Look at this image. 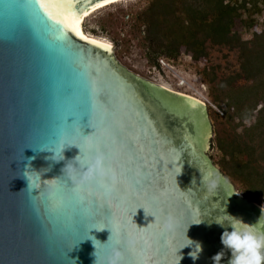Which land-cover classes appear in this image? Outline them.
<instances>
[{
	"label": "water",
	"instance_id": "95a60500",
	"mask_svg": "<svg viewBox=\"0 0 264 264\" xmlns=\"http://www.w3.org/2000/svg\"><path fill=\"white\" fill-rule=\"evenodd\" d=\"M102 3L56 5L69 24L81 17L77 35L40 0H0V264H94L96 251L105 260L113 247L123 264H214L222 250L228 264L224 227L239 219L264 232V208L208 156L204 102L132 72L112 43L87 38L82 17ZM78 146L101 148L117 182L74 191L63 169ZM195 242L203 251L194 261Z\"/></svg>",
	"mask_w": 264,
	"mask_h": 264
},
{
	"label": "trees",
	"instance_id": "16d2710c",
	"mask_svg": "<svg viewBox=\"0 0 264 264\" xmlns=\"http://www.w3.org/2000/svg\"><path fill=\"white\" fill-rule=\"evenodd\" d=\"M262 11L264 0H150L138 20L153 50L189 54L201 66L214 100L227 106L226 118L234 110L243 132L215 134L216 163L245 194L264 197V26L258 29L252 17ZM250 28L253 35L243 39ZM211 45L237 50L234 74L219 76L218 65L210 62Z\"/></svg>",
	"mask_w": 264,
	"mask_h": 264
},
{
	"label": "rangeland",
	"instance_id": "374dc122",
	"mask_svg": "<svg viewBox=\"0 0 264 264\" xmlns=\"http://www.w3.org/2000/svg\"><path fill=\"white\" fill-rule=\"evenodd\" d=\"M149 1L150 0H119L105 5L85 18L83 29L90 36L112 43V48L119 62L132 72L145 79L163 85L167 89L197 96V93L191 88L179 86L177 84V78L169 71L159 67L154 68L160 57L167 58L172 61V64H174L180 75H183L190 84L199 89L200 92L206 95V97L217 106V108L210 105L207 106L212 132L210 147L207 149V154L212 159L213 163L220 169L219 165L216 163L219 159L220 152L214 142L215 134L218 131L225 133L228 137L233 136L236 131L242 134L243 127L238 126L241 121L237 115L232 114V111H234L233 109L229 110L231 111L230 118H226L227 106L225 104L220 105L214 100L210 84L203 76L200 68L201 66L194 63L189 54L181 52L176 56H170L165 53H157L150 47L149 40L146 38L145 24L138 20L139 15L146 9ZM252 17L256 18L258 29H262L264 26V11L258 14L255 13ZM252 35L253 30L250 28L243 32L242 38L248 39L251 38ZM237 54V50L234 49L230 50L226 47L212 45L209 47L210 62L218 65L219 76L227 77L238 70ZM251 121L252 120L247 119L243 122L248 125ZM229 181L233 184L237 194L242 195L247 200L264 208L263 196L245 194L238 189L237 184L230 179Z\"/></svg>",
	"mask_w": 264,
	"mask_h": 264
},
{
	"label": "clouds",
	"instance_id": "9594fccd",
	"mask_svg": "<svg viewBox=\"0 0 264 264\" xmlns=\"http://www.w3.org/2000/svg\"><path fill=\"white\" fill-rule=\"evenodd\" d=\"M92 134L87 135L86 137H90ZM64 148L65 145L62 143L59 147L54 149V160L61 161L65 159L63 155ZM79 149L80 154L76 156L74 160L68 161L67 166L63 169L65 177L71 180L74 191L79 192L80 190L93 184H99L101 187L108 188L110 185H113L117 182L118 175L115 169L112 168L108 155L101 148L90 146L87 151L82 150L80 147ZM30 185L31 184L29 183L28 187ZM34 188L36 187H33L32 190ZM39 195H43V192L41 191ZM220 225L224 227L223 224ZM168 227H171V225H168ZM92 228L97 230L104 229L98 228L96 226H93ZM224 228L225 230L221 234L220 242L223 245V248L230 251L231 253L228 264H264V232L257 231L252 224L244 223L239 219H233L229 223V227ZM229 228L231 230H228ZM112 236L113 234L111 230V236L109 237L107 243L104 244H108L109 241L112 240ZM87 239H92L95 248L97 249L96 242L100 243V241L96 240L95 237L89 236V234ZM189 240L192 243L187 246H192L194 242L191 239ZM119 243L120 240L117 237L115 244L119 245ZM202 251L203 248L201 244L195 242L194 250L190 252L189 255L195 261L199 258V254ZM94 255L96 257L94 264H123V254L118 247H113L111 255H109L105 260H100L98 258L97 251L94 253ZM223 258L224 250L211 257L212 261H214V264H220V261Z\"/></svg>",
	"mask_w": 264,
	"mask_h": 264
},
{
	"label": "snow or ice",
	"instance_id": "6c2138e0",
	"mask_svg": "<svg viewBox=\"0 0 264 264\" xmlns=\"http://www.w3.org/2000/svg\"><path fill=\"white\" fill-rule=\"evenodd\" d=\"M105 2H111V0H105ZM64 3H71V0H40V7L44 8L46 12L53 18L57 19L59 23L64 24V26L72 33H75L77 35H80L77 25L81 22V17L75 14H72L71 19L72 23L69 24L64 18L63 15L60 14L57 9V4H64ZM99 7V5H97ZM84 15H87V13H84ZM82 39L85 37L81 36ZM95 43V42H93ZM108 50H110L109 46H104Z\"/></svg>",
	"mask_w": 264,
	"mask_h": 264
},
{
	"label": "built area",
	"instance_id": "2783aa9c",
	"mask_svg": "<svg viewBox=\"0 0 264 264\" xmlns=\"http://www.w3.org/2000/svg\"><path fill=\"white\" fill-rule=\"evenodd\" d=\"M162 68L163 70H167L170 73H172L176 78H177V84L181 87H188L189 89L191 88L193 91H195L197 93L198 98L204 102L207 106L210 105L212 107L217 108L216 105H214V103H212L207 97L206 95H204L202 92L199 91V89H197L196 87H194L192 84H190L188 82V80L183 76L180 75V73L177 71V69L175 68L174 64H172V61L168 60L165 57H160L158 59V63L154 66V68ZM182 93V92H180ZM185 94V93H183ZM196 96V97H197Z\"/></svg>",
	"mask_w": 264,
	"mask_h": 264
},
{
	"label": "bare ground",
	"instance_id": "6f19581e",
	"mask_svg": "<svg viewBox=\"0 0 264 264\" xmlns=\"http://www.w3.org/2000/svg\"><path fill=\"white\" fill-rule=\"evenodd\" d=\"M117 1H119V0H111V2H105V3H102V4H100L99 5V7H95V8H93L92 10H90L88 13H87V15H84L83 17H82V20H83V23H84V20H85V18L89 15V14H91L92 12H94L95 10H97V9H99V8H101V7H103V6H105V5H108V4H110V3H113V2H117ZM83 23H82V30L84 31V29H83ZM85 32V31H84ZM85 34H86V36H87V38H90V39H92V40H94V41H105V42H109V41H107V40H103V39H100V38H96V37H93V36H90L89 34H87L86 32H85ZM110 43V42H109ZM111 48H112V46H111ZM187 95H189V94H187ZM191 97H193V98H195V99H197V100H199V101H201L198 97H196V96H192V95H190ZM202 102V101H201Z\"/></svg>",
	"mask_w": 264,
	"mask_h": 264
}]
</instances>
